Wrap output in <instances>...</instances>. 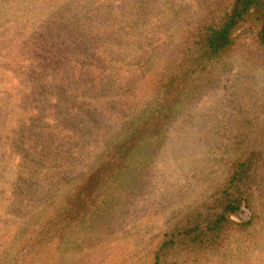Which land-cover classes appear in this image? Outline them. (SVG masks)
Returning <instances> with one entry per match:
<instances>
[{"label": "rangeland", "instance_id": "obj_1", "mask_svg": "<svg viewBox=\"0 0 264 264\" xmlns=\"http://www.w3.org/2000/svg\"><path fill=\"white\" fill-rule=\"evenodd\" d=\"M213 1L0 0V27L16 28L0 37V264L44 215L42 197L85 174L142 109L179 25ZM197 87L161 134L128 157L58 258L30 264H150L170 222L223 180L264 125L260 64L235 58ZM253 257L264 258V236Z\"/></svg>", "mask_w": 264, "mask_h": 264}, {"label": "trees", "instance_id": "obj_2", "mask_svg": "<svg viewBox=\"0 0 264 264\" xmlns=\"http://www.w3.org/2000/svg\"><path fill=\"white\" fill-rule=\"evenodd\" d=\"M188 19L179 25L172 50L149 71L145 105L122 124L85 174L58 196L42 197L44 215L22 231L7 264L55 261L64 238L94 216L128 157L161 134L189 90L212 81L235 58L264 67V0H215L198 18ZM14 29L12 24L9 32L0 27V37ZM243 209L248 217L234 220ZM263 236L264 125L229 161L223 180L170 222L150 264H264V258L253 257V246Z\"/></svg>", "mask_w": 264, "mask_h": 264}]
</instances>
